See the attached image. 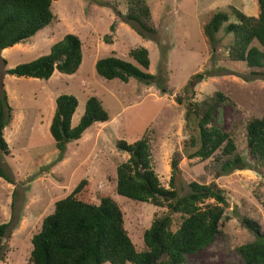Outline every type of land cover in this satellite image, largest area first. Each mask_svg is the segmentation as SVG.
<instances>
[{
	"label": "rangeland",
	"instance_id": "374dc122",
	"mask_svg": "<svg viewBox=\"0 0 264 264\" xmlns=\"http://www.w3.org/2000/svg\"><path fill=\"white\" fill-rule=\"evenodd\" d=\"M146 2L151 13L149 25L156 30L149 38L138 35L123 16L127 11L124 0H53L55 20L51 25L23 43L0 50V93L6 94L12 114L3 130L9 154L0 153V165L10 178L0 177V223L9 222L0 264H29L31 237L39 230L42 218L84 178L91 183L95 202L99 194L106 193L118 203L129 237L135 248L142 250L144 230L168 208L117 194L116 168L128 156L116 149V142L124 139L129 143L145 135L151 146L152 169L163 187H170L171 159L180 152L172 180L179 196L186 194L188 182L195 180L216 182L227 198L225 214L230 219L207 246L188 255L186 264H241L235 247L254 236L239 226V217L258 222L264 232V171L250 167L216 177L218 164L213 158H187L183 151V141L188 137L185 109L176 100L186 93L185 87L196 100L214 91L230 97L236 109L221 105L215 123L222 129L235 123L237 150L249 160L245 125L253 117L264 116V74L260 72L264 70L233 61L232 35L220 30L212 43L204 25L217 11L226 12L228 22H235L231 7L257 16V0ZM67 33L81 41L82 61L75 73L55 70L48 80L6 73L8 68L47 54ZM136 47L148 50V72L157 76L153 83L145 85L134 78L125 83L96 73L97 60L106 56L131 60L129 50ZM195 74H202V78L192 79ZM60 94L77 99L72 126L78 123L91 96L98 98L108 114V120L93 123L62 149L49 132L55 99ZM209 202L213 200L205 201Z\"/></svg>",
	"mask_w": 264,
	"mask_h": 264
},
{
	"label": "trees",
	"instance_id": "16d2710c",
	"mask_svg": "<svg viewBox=\"0 0 264 264\" xmlns=\"http://www.w3.org/2000/svg\"><path fill=\"white\" fill-rule=\"evenodd\" d=\"M52 1L0 0V50L23 43L51 25L55 20ZM124 1L125 19L138 35L149 38L156 32L149 25V4L146 0ZM257 3V16H248L231 7L235 22H228L226 12H215L204 25V33L212 43L220 30L232 35L231 59L244 62L251 69L264 70V0H257ZM128 55L131 60L115 56L97 60L96 73L105 79H118L125 83L134 78L145 85L157 79L155 74L148 72L150 59L146 48H132ZM81 61V41L78 36L67 33L50 46L47 54L8 68L6 73L48 80L55 70L68 75L75 73ZM260 72L264 74V71ZM195 78H202V74L193 75L192 79ZM184 90L186 93L176 100L185 109L184 131L188 134L183 141L185 156L199 158L200 161L213 158L218 164L214 173L216 177L250 167L261 168L263 172L264 116L253 117L246 122L245 141L249 155V160H246L237 150L234 140L235 123L227 129L215 123L217 109L225 104L236 109L235 102L222 91H214L196 100L188 93L190 89L185 87ZM77 104V99L70 94H60L55 99L49 132L59 149L68 141L79 139L93 123L108 120L98 98L91 96L85 102L78 123L72 126L71 119ZM11 117L7 96L0 93V153L5 155L9 154V149L3 130ZM116 149L128 156L116 168L117 194L168 208L167 213L154 218L144 230L143 249L137 250L129 237L118 203L106 193L99 194L98 202H95L91 183L84 178L65 197L55 201L52 212L42 218L39 230L31 237L29 264H186L188 255L207 246L230 219L225 214L227 198L216 182L190 181L189 191L178 195L172 180L178 169L180 152H175L171 159L173 173L170 187L165 188L152 169L148 135L129 143L119 139ZM0 177L10 181L1 165ZM208 199L213 202L205 203ZM261 206L264 212V199ZM238 224L254 236L252 241L235 247L241 264H264V232L260 225L245 217H239ZM8 228L9 222L0 223V253Z\"/></svg>",
	"mask_w": 264,
	"mask_h": 264
}]
</instances>
